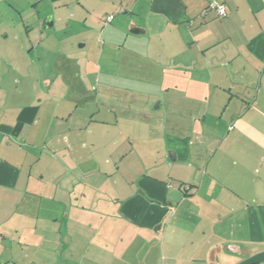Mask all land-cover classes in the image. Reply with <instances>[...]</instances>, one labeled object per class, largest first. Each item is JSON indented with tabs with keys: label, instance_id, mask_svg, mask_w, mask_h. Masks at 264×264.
<instances>
[{
	"label": "crops",
	"instance_id": "1",
	"mask_svg": "<svg viewBox=\"0 0 264 264\" xmlns=\"http://www.w3.org/2000/svg\"><path fill=\"white\" fill-rule=\"evenodd\" d=\"M213 1L0 0V264H238L264 251V0H218L225 18ZM117 11L145 31L129 33L150 63L130 67L142 82L125 99L98 86L94 111L56 101L32 72L37 44Z\"/></svg>",
	"mask_w": 264,
	"mask_h": 264
},
{
	"label": "rangeland",
	"instance_id": "2",
	"mask_svg": "<svg viewBox=\"0 0 264 264\" xmlns=\"http://www.w3.org/2000/svg\"><path fill=\"white\" fill-rule=\"evenodd\" d=\"M115 13L117 14H115L116 19L114 21L107 17L90 20V24H73L69 28L65 25L57 26L49 30L52 32L46 48L37 44V49L33 51L34 55L30 57L34 63L32 72L36 68L37 79L40 80V77L44 79L47 76V79L55 82L50 93L56 101L61 102L66 97L65 94H68L70 98L79 100L87 98L85 102L91 103L87 105L91 108L88 109L94 111L96 109L93 105V99L96 97L94 91L98 86L101 87V91H104L105 85L103 83L115 84L117 88L113 89L112 93L110 90L102 92L106 94L103 96L108 95L110 97L111 94H114V96H124L123 99H125V95L131 93L127 90L135 91L136 89L133 83L129 85L127 82H142L144 74L142 72L147 71L150 63L143 62V57L134 53L130 54L128 51L131 47L129 38L142 37L129 34L131 31L130 24L124 20L128 15H123V12L119 11ZM62 27L64 28L63 31L60 30ZM43 44L45 46L46 43L43 42ZM143 45L141 42L132 49L141 53ZM139 66H143V71L138 70L139 74L130 68L137 69ZM99 67H102L100 74H93L89 69L99 70ZM153 76H157V74L153 73ZM135 77L139 79H135ZM99 82L101 83L99 84ZM61 83L64 85L62 86ZM67 86L70 88H66ZM87 92H90L89 96L86 95ZM135 97H139L141 100L142 95L137 93ZM122 106L126 105L119 104L118 109L120 110ZM102 110V116H104L108 108L102 107ZM60 111L61 109L59 113H61ZM137 190H135V194Z\"/></svg>",
	"mask_w": 264,
	"mask_h": 264
},
{
	"label": "water",
	"instance_id": "3",
	"mask_svg": "<svg viewBox=\"0 0 264 264\" xmlns=\"http://www.w3.org/2000/svg\"><path fill=\"white\" fill-rule=\"evenodd\" d=\"M53 26H54L53 16H48L44 18L43 23H42L43 30H48L52 28ZM131 33L134 35H141V34H145V31L140 32L138 28H135L134 30H131ZM238 264H264V251L258 254L252 255Z\"/></svg>",
	"mask_w": 264,
	"mask_h": 264
},
{
	"label": "built area",
	"instance_id": "4",
	"mask_svg": "<svg viewBox=\"0 0 264 264\" xmlns=\"http://www.w3.org/2000/svg\"><path fill=\"white\" fill-rule=\"evenodd\" d=\"M208 11L214 12L219 18H225L227 16V10L225 5L219 2L218 0H215L211 3L207 12ZM109 19L112 20V17H110Z\"/></svg>",
	"mask_w": 264,
	"mask_h": 264
}]
</instances>
